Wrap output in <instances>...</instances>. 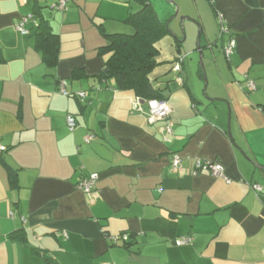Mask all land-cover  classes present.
<instances>
[{"label": "crops", "instance_id": "1", "mask_svg": "<svg viewBox=\"0 0 264 264\" xmlns=\"http://www.w3.org/2000/svg\"><path fill=\"white\" fill-rule=\"evenodd\" d=\"M35 1L60 39L53 68L36 29L17 30L32 1L0 0V156L17 171L12 185L0 162V264H264V193L252 189L264 190V0H172L176 17L188 19L159 43L152 76L171 106L167 120H152L145 100L99 79L106 34H133L126 20L137 3L69 0L63 13L58 0ZM181 27L190 48L197 41L209 82L184 56ZM180 57L181 73L172 70ZM75 70L84 76L73 79ZM62 80L71 97L60 93ZM198 159L221 164L231 182L193 174ZM91 174L99 179L85 193L78 183ZM124 235L127 244L114 242ZM181 238L191 242L178 247Z\"/></svg>", "mask_w": 264, "mask_h": 264}, {"label": "trees", "instance_id": "2", "mask_svg": "<svg viewBox=\"0 0 264 264\" xmlns=\"http://www.w3.org/2000/svg\"><path fill=\"white\" fill-rule=\"evenodd\" d=\"M31 1L33 6L30 14L38 23L35 28L36 48L42 51L43 61L49 67H56L59 62V36L53 32L49 20L44 17L43 8L35 0ZM132 1L137 3L140 9L130 15L126 22L135 28V32L133 34H106L107 42L99 49V53L101 56L107 55L108 58L105 68L99 74V79L101 81L114 79L119 91H133L139 98L145 100L146 104L150 100H165L161 91L153 87L152 76L160 66L157 60L160 54L159 43L171 33L167 24L160 20L152 0ZM68 10L67 5V10L64 12ZM175 64L176 60L173 62L172 70ZM83 76L84 72L75 70L72 78L79 80ZM0 162L5 167L12 185H15L17 171L2 156H0ZM128 238L130 240L129 236ZM128 241L122 242L127 244ZM47 264L57 263L52 259H47Z\"/></svg>", "mask_w": 264, "mask_h": 264}, {"label": "built area", "instance_id": "3", "mask_svg": "<svg viewBox=\"0 0 264 264\" xmlns=\"http://www.w3.org/2000/svg\"><path fill=\"white\" fill-rule=\"evenodd\" d=\"M68 1L69 0H58L55 7L57 8V10L64 12L67 10ZM29 24H31L34 28L38 26L37 21L33 18V15L31 14H28L21 19L20 23L17 25V30L21 34L26 35L28 34L26 26ZM223 32L226 33L225 30H223ZM236 47H237L236 39L234 37L229 38L223 48L224 55L228 60H230L232 55L235 53ZM182 61H183V57H180L177 60L173 68L174 71L181 73ZM67 87H68L67 80L60 81L59 83L60 93L65 97H70L71 93L67 90ZM247 87L250 91H255L257 89L256 84L252 81H247ZM77 96L80 98H84L83 93L77 94ZM147 107H148L149 117L152 120H166L167 118H169L171 114V106L169 105L168 101L165 100H150L147 102ZM67 124L70 131H74L77 126L76 120L73 116L67 117ZM1 150H4V148H1ZM182 166H183L182 157L179 155H175L172 159V168L175 171H178L182 168ZM201 172H209L215 178H222L227 183L231 182V180L224 175L223 166L216 161L211 162L203 159L196 160L193 174H198ZM98 179L99 177L97 174H91L90 176H87L86 178H83L79 181L78 188L85 193H91L95 189ZM252 189L258 194L264 193L263 188L258 184H253ZM119 240L128 241L129 240L128 235H124L121 238H114V242H117ZM190 242H191L190 238H181L176 241V246L178 247L185 246Z\"/></svg>", "mask_w": 264, "mask_h": 264}, {"label": "rangeland", "instance_id": "4", "mask_svg": "<svg viewBox=\"0 0 264 264\" xmlns=\"http://www.w3.org/2000/svg\"><path fill=\"white\" fill-rule=\"evenodd\" d=\"M159 1H161V2H165L166 4H168V5H170L172 8H173V12L170 14V15H167V16H165V14H164V11L162 10V9H160V8H158L157 7V5L155 4V1L153 0V2L152 3H154L153 5L154 6H156V9H157V11H158V13H159V15H160V13H162V15H164V17H166V21H165V23L166 24H168L169 25V30H170V32H172V33H174L173 32V30H175V28H177V26H176V24H177V22L179 21V22H182V18H187L186 16H183V15H181V14H179L177 17H176V15H177V12H178V10H177V5H176V3L175 2H173L172 0H159ZM164 5V4H163ZM176 5V6H175ZM202 15L204 16V17H206L207 16V14L204 12V11H202ZM188 19V18H187ZM191 20V19H190ZM191 21H193V20H191ZM193 23H195L194 21H193ZM196 24V27H197V41L198 40H200L199 39V33H200V26H199V24L198 23H195ZM171 26V27H170ZM179 33L181 34V37L182 38H186L187 36H188V39H187V41H186V43L184 44V47H183V54H184V56L187 58H189L188 60L190 61V63H191V65H192V68H194V71H195V73H197V71H199V69L201 68V69H203V71H205V73H206V76H207V69H206V62H205V59L203 58V62L201 61V56H200V52L198 51V50H196V46H197V41H195L194 43H195V45L193 46V48L191 47H189V39L191 38L189 35H188V32H185L184 31V28H180V31H179ZM182 40V39H181ZM185 58V60H187ZM202 62V63H201ZM205 69V70H204ZM207 81L209 82V80H208V76H207ZM203 87H205V82H204V84H203ZM207 87H208V84H207ZM205 89V88H204ZM208 92V89L206 90V93Z\"/></svg>", "mask_w": 264, "mask_h": 264}, {"label": "water", "instance_id": "5", "mask_svg": "<svg viewBox=\"0 0 264 264\" xmlns=\"http://www.w3.org/2000/svg\"><path fill=\"white\" fill-rule=\"evenodd\" d=\"M167 26H169L168 24H167ZM169 28V27H168ZM170 31V30H169ZM171 34H172V32H170ZM202 61V60H201ZM202 63V62H201Z\"/></svg>", "mask_w": 264, "mask_h": 264}]
</instances>
